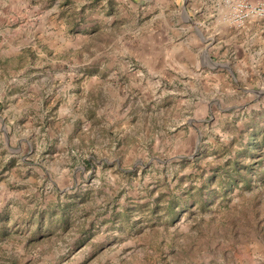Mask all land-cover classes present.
Returning a JSON list of instances; mask_svg holds the SVG:
<instances>
[{
	"label": "rangeland",
	"instance_id": "374dc122",
	"mask_svg": "<svg viewBox=\"0 0 264 264\" xmlns=\"http://www.w3.org/2000/svg\"><path fill=\"white\" fill-rule=\"evenodd\" d=\"M161 2L0 0V264H264V20L164 64Z\"/></svg>",
	"mask_w": 264,
	"mask_h": 264
},
{
	"label": "crops",
	"instance_id": "0c3cea01",
	"mask_svg": "<svg viewBox=\"0 0 264 264\" xmlns=\"http://www.w3.org/2000/svg\"><path fill=\"white\" fill-rule=\"evenodd\" d=\"M165 1L168 4L165 5L161 2V5H158V13L154 15L160 20L158 21L160 27L154 31L156 36L153 38L161 40L163 37L166 44L175 38L178 43H173L170 50L162 52L164 64L167 61L173 62V59L168 55L170 53H173L174 57L181 54L186 61L188 58H192L193 61L198 62L199 56L196 55L200 48L214 59V53L221 48L220 43L225 41L226 44L227 38L230 40L238 34L248 35V31L252 34L251 28L264 20V18L250 19L245 26L237 28L227 20V10L217 0ZM200 9L205 11L199 13ZM224 49L227 50L226 46ZM152 61L156 63L157 58Z\"/></svg>",
	"mask_w": 264,
	"mask_h": 264
},
{
	"label": "built area",
	"instance_id": "2783aa9c",
	"mask_svg": "<svg viewBox=\"0 0 264 264\" xmlns=\"http://www.w3.org/2000/svg\"><path fill=\"white\" fill-rule=\"evenodd\" d=\"M227 10V20L241 28L248 20L264 18V0H217Z\"/></svg>",
	"mask_w": 264,
	"mask_h": 264
},
{
	"label": "trees",
	"instance_id": "16d2710c",
	"mask_svg": "<svg viewBox=\"0 0 264 264\" xmlns=\"http://www.w3.org/2000/svg\"><path fill=\"white\" fill-rule=\"evenodd\" d=\"M234 169L236 171H239L237 165H234ZM212 176H214V175H212ZM227 176H228V181H230V179H232L231 180L232 183L230 185H237V180H236L235 176H233L231 174H229ZM242 181H244V179ZM59 219H60L61 223H63L65 226L68 224V218L65 216L64 211L61 213V215H59Z\"/></svg>",
	"mask_w": 264,
	"mask_h": 264
}]
</instances>
